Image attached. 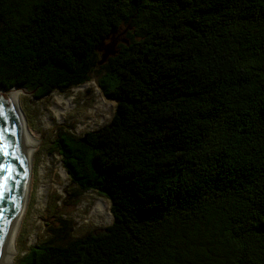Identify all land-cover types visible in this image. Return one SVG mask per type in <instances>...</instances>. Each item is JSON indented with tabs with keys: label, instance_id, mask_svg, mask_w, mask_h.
Instances as JSON below:
<instances>
[{
	"label": "trees",
	"instance_id": "obj_1",
	"mask_svg": "<svg viewBox=\"0 0 264 264\" xmlns=\"http://www.w3.org/2000/svg\"><path fill=\"white\" fill-rule=\"evenodd\" d=\"M100 75L108 123L57 135L95 148L67 196L111 222L72 236L53 197L24 264H264V0H0L1 89L101 93Z\"/></svg>",
	"mask_w": 264,
	"mask_h": 264
},
{
	"label": "rangeland",
	"instance_id": "obj_2",
	"mask_svg": "<svg viewBox=\"0 0 264 264\" xmlns=\"http://www.w3.org/2000/svg\"><path fill=\"white\" fill-rule=\"evenodd\" d=\"M119 39L120 37L115 40ZM112 44L113 41L109 39L102 50ZM98 79L101 93L95 80L66 94L52 92L42 98L19 92V107L31 135L37 141L33 144L31 157L29 197L15 237L16 251L9 264H24V255L30 251L29 246L45 235L49 210L53 211L55 208L53 197L57 204L62 205L61 215L72 219V236L104 228L111 222L108 201L95 192L87 191L77 198L67 196L72 190H80L89 185L87 174L96 171L92 163V151L95 148L84 141L82 146L71 133L81 136L88 130L97 129L108 123L113 112L114 101L108 98L106 92L113 88L117 78L100 75ZM65 129H70L71 133L57 135ZM52 146H56L60 154L65 156V167H62L66 171L61 169L57 152L52 150ZM80 147H85L88 152L82 161L75 164L66 154L74 152L82 158V154L78 153ZM40 185H43V190L39 192Z\"/></svg>",
	"mask_w": 264,
	"mask_h": 264
},
{
	"label": "water",
	"instance_id": "obj_3",
	"mask_svg": "<svg viewBox=\"0 0 264 264\" xmlns=\"http://www.w3.org/2000/svg\"><path fill=\"white\" fill-rule=\"evenodd\" d=\"M114 53V43L104 48L99 63ZM16 89L18 92L31 95L34 90L13 86L0 88V264H3L4 248L9 232L15 220L23 191L32 169L28 162V142L15 106L3 92ZM6 129V131H5Z\"/></svg>",
	"mask_w": 264,
	"mask_h": 264
},
{
	"label": "bare ground",
	"instance_id": "obj_4",
	"mask_svg": "<svg viewBox=\"0 0 264 264\" xmlns=\"http://www.w3.org/2000/svg\"><path fill=\"white\" fill-rule=\"evenodd\" d=\"M3 95L11 100V102L13 103V106H15L16 112L19 115L20 122H21L24 134H25L27 142H28V148H29L28 149V151H29L28 152V162H29V166H30V164L32 162V158L31 157H32V152H33V144L36 143L37 139H35L32 136L33 134L31 135V133H30V131H29L27 125H26L24 115H23V113H22V111H21V109L19 107V104H18L19 92L16 89H10V90H6L5 92H3ZM59 112L60 111L57 109V113L58 114H59ZM30 184H31V172L29 173V178H28V181L26 183L25 189L23 191L22 199H21L19 208H18V210L16 212L15 220L13 222L11 231L9 232L6 246L4 248L3 264H9L13 260V257H14L13 255H14V253L16 251V248H15V239L16 238L15 237H16V234L18 232L19 225H20L22 216H23L25 208H26L27 200H28V197H29ZM42 190H43V185H40L39 186V192L42 191ZM93 207H95V209H96V206H93ZM97 209H99V208L97 207Z\"/></svg>",
	"mask_w": 264,
	"mask_h": 264
},
{
	"label": "built area",
	"instance_id": "obj_5",
	"mask_svg": "<svg viewBox=\"0 0 264 264\" xmlns=\"http://www.w3.org/2000/svg\"><path fill=\"white\" fill-rule=\"evenodd\" d=\"M83 85H85V84H83ZM83 85H81V86H78V87H82ZM78 87H75V88H78ZM74 89V88H73ZM57 156H58V158H59V163H60V167H61V169L63 170V171H65V169L62 167V163H61V160H60V157H59V154L57 153ZM87 191H92V190H87ZM87 191H85V192H87Z\"/></svg>",
	"mask_w": 264,
	"mask_h": 264
},
{
	"label": "snow or ice",
	"instance_id": "obj_6",
	"mask_svg": "<svg viewBox=\"0 0 264 264\" xmlns=\"http://www.w3.org/2000/svg\"><path fill=\"white\" fill-rule=\"evenodd\" d=\"M5 131H6V129H5ZM0 151H4V154L7 155L6 150H4L2 147H0ZM0 167H2V166H0ZM0 195H2V194H0Z\"/></svg>",
	"mask_w": 264,
	"mask_h": 264
}]
</instances>
